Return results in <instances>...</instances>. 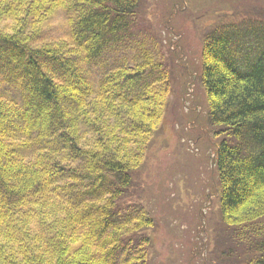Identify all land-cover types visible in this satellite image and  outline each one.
I'll list each match as a JSON object with an SVG mask.
<instances>
[{
  "label": "trees",
  "instance_id": "trees-1",
  "mask_svg": "<svg viewBox=\"0 0 264 264\" xmlns=\"http://www.w3.org/2000/svg\"><path fill=\"white\" fill-rule=\"evenodd\" d=\"M139 2L0 0V264H150L131 187L172 73L135 32ZM57 14L67 31L49 38ZM249 30L207 32L199 78L221 218L264 264V28Z\"/></svg>",
  "mask_w": 264,
  "mask_h": 264
},
{
  "label": "rangeland",
  "instance_id": "rangeland-1",
  "mask_svg": "<svg viewBox=\"0 0 264 264\" xmlns=\"http://www.w3.org/2000/svg\"><path fill=\"white\" fill-rule=\"evenodd\" d=\"M137 12L139 39L150 50L153 43L172 73L164 119L131 187L155 223L146 230L150 264H244L253 251L220 214L215 156L221 138L209 121L199 74L206 33L229 23L239 31L264 28V0H140ZM66 31L64 15L57 14L45 33L53 38ZM125 56L108 60L112 66ZM103 71L95 67L90 75L97 80Z\"/></svg>",
  "mask_w": 264,
  "mask_h": 264
}]
</instances>
